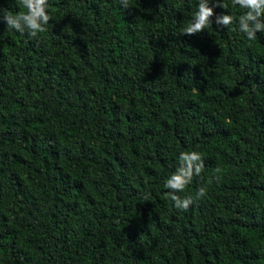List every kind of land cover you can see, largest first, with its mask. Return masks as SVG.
<instances>
[{
    "label": "trees",
    "instance_id": "16d2710c",
    "mask_svg": "<svg viewBox=\"0 0 264 264\" xmlns=\"http://www.w3.org/2000/svg\"><path fill=\"white\" fill-rule=\"evenodd\" d=\"M225 2L192 36L199 0H48L36 37L0 11V264H264V32Z\"/></svg>",
    "mask_w": 264,
    "mask_h": 264
},
{
    "label": "clouds",
    "instance_id": "9594fccd",
    "mask_svg": "<svg viewBox=\"0 0 264 264\" xmlns=\"http://www.w3.org/2000/svg\"><path fill=\"white\" fill-rule=\"evenodd\" d=\"M18 4L27 11H20L13 14L0 7L3 11L2 19L8 30H16L20 33L27 31L31 37H36L38 33L45 30L44 26L50 21L48 15V0H17ZM233 7L239 5L246 9L239 17V31L246 34L249 40H254L258 32H264V0H231ZM216 7L228 8L225 0H216ZM215 15V24L218 27H228L233 23L234 17L227 14H215L213 7L209 6V0H199L198 10L194 13L193 19L183 29V34L192 36L203 32ZM179 166L175 172L165 181V187L171 190L169 193L171 201L177 209L187 210L192 203L190 196L181 198L177 192H183L185 187L192 181L194 175H200L204 168L203 160L199 153L182 152L179 156ZM206 194V189L201 187L197 190L196 197L201 198ZM147 198V197H146Z\"/></svg>",
    "mask_w": 264,
    "mask_h": 264
}]
</instances>
